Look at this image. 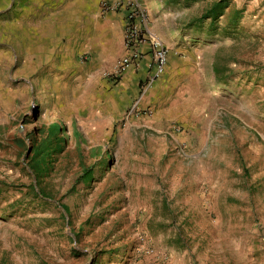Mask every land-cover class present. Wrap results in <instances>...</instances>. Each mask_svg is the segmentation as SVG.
Instances as JSON below:
<instances>
[{"label":"rangeland","instance_id":"obj_1","mask_svg":"<svg viewBox=\"0 0 264 264\" xmlns=\"http://www.w3.org/2000/svg\"><path fill=\"white\" fill-rule=\"evenodd\" d=\"M216 1H138L168 52L148 84L116 73L124 22L97 10L70 55L0 0V264H264V0L179 35Z\"/></svg>","mask_w":264,"mask_h":264},{"label":"built area","instance_id":"obj_2","mask_svg":"<svg viewBox=\"0 0 264 264\" xmlns=\"http://www.w3.org/2000/svg\"><path fill=\"white\" fill-rule=\"evenodd\" d=\"M99 12L102 15L121 13L123 16L125 53L117 62L116 73L121 74L128 67L138 65L142 59L140 47L146 43L151 67L148 84H151L164 72L168 52L162 40L151 32L147 11L137 0H100ZM133 110L140 111L139 98L133 102L130 111ZM147 113L150 114V111Z\"/></svg>","mask_w":264,"mask_h":264},{"label":"crops","instance_id":"obj_3","mask_svg":"<svg viewBox=\"0 0 264 264\" xmlns=\"http://www.w3.org/2000/svg\"><path fill=\"white\" fill-rule=\"evenodd\" d=\"M19 1L20 2L18 3H23L24 5L28 3V9L30 11H32L35 7L36 11L41 14H50L51 29L50 32L47 31V34L52 36H60L61 41L54 40V43L57 44V47L61 52H70V55H72L76 51L81 50L86 44L84 37L87 36V30L83 25H89L90 20L96 15V11H99L100 2V0H28V2L27 0ZM138 1H140L142 4H146L145 0ZM104 16L113 17L115 19V24L117 26H122L123 16L121 13L106 14ZM149 28L151 32H153L156 28V26L152 23L150 17ZM37 32L43 34V32H45V29ZM92 44H95V39H93ZM98 44L99 43H97L96 45ZM140 50L142 52V59H144L145 62L149 64L150 57L147 44L144 43L140 47Z\"/></svg>","mask_w":264,"mask_h":264},{"label":"trees","instance_id":"obj_4","mask_svg":"<svg viewBox=\"0 0 264 264\" xmlns=\"http://www.w3.org/2000/svg\"><path fill=\"white\" fill-rule=\"evenodd\" d=\"M228 6V0H218L214 2L211 7L199 18L192 20L186 23H179L177 27L179 28V35L184 36L191 29H199L205 19H209L208 27H210L213 23L218 21V18L223 14V11ZM234 21V25L237 24L236 18ZM90 175V172L88 173Z\"/></svg>","mask_w":264,"mask_h":264}]
</instances>
